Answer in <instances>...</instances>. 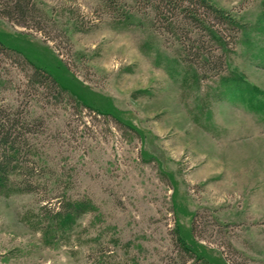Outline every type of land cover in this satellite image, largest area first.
Returning <instances> with one entry per match:
<instances>
[{"label": "rangeland", "instance_id": "1", "mask_svg": "<svg viewBox=\"0 0 264 264\" xmlns=\"http://www.w3.org/2000/svg\"><path fill=\"white\" fill-rule=\"evenodd\" d=\"M34 1L44 30L0 17V106L26 125L0 264H264V112L221 88L264 91V0H205L238 24L208 28H166L152 0ZM189 35L225 66L190 60Z\"/></svg>", "mask_w": 264, "mask_h": 264}, {"label": "trees", "instance_id": "2", "mask_svg": "<svg viewBox=\"0 0 264 264\" xmlns=\"http://www.w3.org/2000/svg\"><path fill=\"white\" fill-rule=\"evenodd\" d=\"M116 1L106 0L109 7H115L117 5ZM152 1L155 2L159 20L166 28L172 26L173 23L177 24V26L184 24L186 26L197 25L208 28L210 24H205L207 22L214 24V19H219L221 21L220 24L223 26L225 23L237 24V22H234L236 18L229 15L225 9L207 4L205 0ZM0 17H5L18 25L44 30L42 26L44 16L40 13L34 0H0ZM183 17L184 19L182 20ZM210 31L213 37L222 40L217 30L210 29ZM187 37V40L192 42L191 47L190 44L185 43L187 57L190 60L202 63V59H204L205 63H208L210 71L225 66L227 62L223 54L216 56L211 52L212 49L206 47L202 42L193 39L191 35ZM0 48L9 49L10 47L0 39ZM16 51L19 52L18 49ZM24 56L33 67L34 81L45 82L50 85L58 84L52 68L48 65L37 64L32 58ZM221 88L223 95L229 98H236L247 109L256 113L264 112V91L258 86L247 82L243 75L235 73L232 77H224ZM25 127L23 118L0 106V190L9 186L10 176L21 162V144L25 141ZM83 210H85L84 204H69L67 208L58 210L53 218L57 222L65 219L72 221L74 216L79 215ZM181 246L184 251L193 255L194 250L187 243L181 242Z\"/></svg>", "mask_w": 264, "mask_h": 264}]
</instances>
